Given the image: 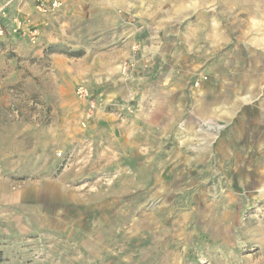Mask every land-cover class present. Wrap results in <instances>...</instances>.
Segmentation results:
<instances>
[{
  "label": "rangeland",
  "instance_id": "1",
  "mask_svg": "<svg viewBox=\"0 0 264 264\" xmlns=\"http://www.w3.org/2000/svg\"><path fill=\"white\" fill-rule=\"evenodd\" d=\"M36 3L0 0V264H264V0Z\"/></svg>",
  "mask_w": 264,
  "mask_h": 264
},
{
  "label": "built area",
  "instance_id": "2",
  "mask_svg": "<svg viewBox=\"0 0 264 264\" xmlns=\"http://www.w3.org/2000/svg\"><path fill=\"white\" fill-rule=\"evenodd\" d=\"M63 2L64 0H37L36 8L41 12H51L61 8ZM1 17L2 16L0 11V36H3L6 32L14 33L20 31L25 25L23 20L16 18L14 19V22L11 24V26L6 28ZM30 33L32 34V36H34L37 33V29L34 27L31 28ZM80 92L86 93V90L80 88L79 93Z\"/></svg>",
  "mask_w": 264,
  "mask_h": 264
}]
</instances>
